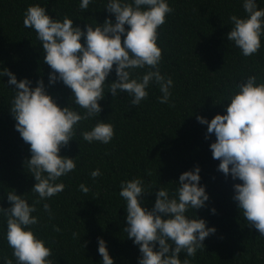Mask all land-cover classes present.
<instances>
[{"label": "trees", "instance_id": "1", "mask_svg": "<svg viewBox=\"0 0 264 264\" xmlns=\"http://www.w3.org/2000/svg\"><path fill=\"white\" fill-rule=\"evenodd\" d=\"M107 2L91 0L88 9L82 10L81 0H0V71L8 68L18 80L30 79L33 87L43 78L56 102L68 106L71 90L62 83L49 86L51 69L43 64L36 32L23 26L24 13L29 5L38 3L53 18L62 20L68 15L83 28L86 23L102 24L109 18ZM167 2L174 11L158 29L157 43L162 49L161 74L174 82L170 89V104L174 107L159 103L162 93L155 82L149 85V96L139 106L130 103L127 93H118L114 99L105 85L100 116L80 122L74 140L61 149L62 156H78L76 169L57 181L64 183L65 189L42 201L32 214L40 219L32 227L48 241L53 264H102L98 238L106 241L114 264H138L139 246L122 231L127 212L126 202L119 196L121 181L142 178L145 187L152 190L143 206L151 209L159 188L168 189L171 195L180 175L196 166L201 169L200 184L206 186L210 198L204 208L190 209L187 215H197L217 231L205 239V247L197 251L195 258L188 259L192 264H264V237L247 224L232 199L233 185L240 181L218 171L220 161L213 159L210 150L215 135L206 139L207 125L196 119L203 116L211 121L217 114H226L228 97L242 79L256 75L258 83L264 81V36L259 52L250 57L243 56L234 42L227 40L232 27L230 16L246 15L243 0ZM256 2L264 9V0ZM111 18L115 20L114 15ZM147 70H134V75ZM116 79L113 70L108 82ZM8 80L0 76V207L4 208L11 206L8 191L24 195L30 204L38 198L31 192L35 178L24 164L31 156L30 145L16 130L10 113L15 86L8 85ZM98 120L114 125L115 136L108 144L88 143L80 135ZM97 168L102 175L93 180L90 173ZM82 183L90 188L87 194L79 190ZM44 203L50 204L54 219L43 210ZM54 225L61 231H53ZM6 231V218L0 213V264L4 256L16 264ZM73 233L79 237L74 239ZM180 258L183 261L186 254L182 252Z\"/></svg>", "mask_w": 264, "mask_h": 264}, {"label": "clouds", "instance_id": "2", "mask_svg": "<svg viewBox=\"0 0 264 264\" xmlns=\"http://www.w3.org/2000/svg\"><path fill=\"white\" fill-rule=\"evenodd\" d=\"M90 2L81 0L80 9L87 10ZM105 9L109 18L102 24L86 23L83 28L68 15L62 20L53 18L38 3L29 5L24 13L23 26L36 32L42 45L43 64L51 69L49 86L62 83L71 90L68 106L61 107L56 102L43 78L33 87L30 79L18 80L8 68L0 71V76L9 77L8 85L15 86L10 113L21 138L30 145L31 156L24 164L36 181L31 192L38 196L30 204L24 195L8 191L11 206L0 207L6 218V240L16 264H53L48 241L32 227L40 219L32 214L42 201L65 189L66 185L57 181L76 169L78 156H62L61 149L74 140L80 122L100 116L105 85L114 99L118 93H127L130 103L139 106L149 96V85L155 82L162 93L159 103L170 104L174 82L161 74L162 49L157 41L158 29L174 9L167 0H108ZM243 9L244 17L230 16L232 27L227 40L234 42L243 56L250 57L261 49L264 9L258 8L256 0H243ZM137 69L148 70L134 75ZM113 70L117 79L108 82ZM257 80L256 75H251L235 85L228 97L226 114H217L211 121L203 116L196 119L207 125L206 139L215 135L210 150L213 159L220 161L218 171L240 181L233 185L232 199L241 216L264 237V81ZM80 135L88 143L108 144L115 136V128L98 120L91 130ZM200 172L196 166L182 173L171 195L168 189L159 188L151 209L143 206L144 198L152 190L145 187L142 178L121 181L119 196L126 202L127 212L122 231L139 246L138 264H192L188 258H195L197 251L205 247V239L217 231L197 215H187L190 209L204 208L210 198L206 186L200 184ZM101 175L99 168L90 173L93 180ZM79 190L87 194L90 188L82 183ZM43 210L54 219L50 204L44 203ZM211 211L215 214L216 209ZM53 231L61 229L54 225ZM73 237L78 238L79 234L73 233ZM182 252L186 254L183 261ZM98 253L102 264H114L103 238H98ZM2 259L3 264H13L8 256Z\"/></svg>", "mask_w": 264, "mask_h": 264}]
</instances>
